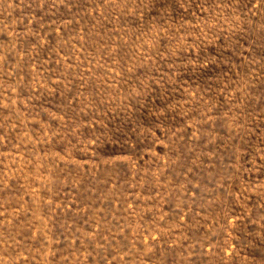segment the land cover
<instances>
[{"label": "rangeland", "instance_id": "rangeland-1", "mask_svg": "<svg viewBox=\"0 0 264 264\" xmlns=\"http://www.w3.org/2000/svg\"><path fill=\"white\" fill-rule=\"evenodd\" d=\"M0 264H264V0H0Z\"/></svg>", "mask_w": 264, "mask_h": 264}]
</instances>
